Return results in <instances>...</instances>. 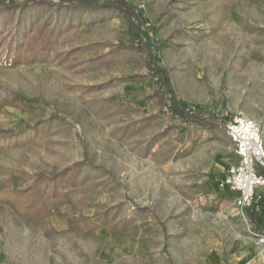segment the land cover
<instances>
[{
	"label": "rangeland",
	"instance_id": "rangeland-1",
	"mask_svg": "<svg viewBox=\"0 0 264 264\" xmlns=\"http://www.w3.org/2000/svg\"><path fill=\"white\" fill-rule=\"evenodd\" d=\"M122 2L0 7V264H264V188L222 184L226 121L264 141V0Z\"/></svg>",
	"mask_w": 264,
	"mask_h": 264
},
{
	"label": "built area",
	"instance_id": "built-area-1",
	"mask_svg": "<svg viewBox=\"0 0 264 264\" xmlns=\"http://www.w3.org/2000/svg\"><path fill=\"white\" fill-rule=\"evenodd\" d=\"M224 131L233 145L235 159L228 165L222 184L233 195L235 211L245 216L257 191L264 188L262 132L255 120L241 114L232 115L224 124ZM258 242L264 244V237Z\"/></svg>",
	"mask_w": 264,
	"mask_h": 264
},
{
	"label": "trees",
	"instance_id": "trees-1",
	"mask_svg": "<svg viewBox=\"0 0 264 264\" xmlns=\"http://www.w3.org/2000/svg\"><path fill=\"white\" fill-rule=\"evenodd\" d=\"M29 1H32L34 4H45V5H51L53 7H78L81 4L87 8H115L121 13H126L127 12V6L122 2V0H56V1H49V0H28V1H22V2H17L16 0H0V7L2 9H14L18 7H23L26 6ZM129 10V9H128ZM145 45L142 46V51H147L145 49ZM150 59L152 57L150 56ZM171 103L174 107V110L176 112V115L180 118H182L184 124L188 123H196V124H206L209 125V122H205L202 119H200L195 113H192L191 115H186L182 110H180L174 101L173 95H171ZM264 174V171L262 172ZM260 202L256 201L253 203L252 208L250 210V221L258 225L259 221H264V216H260V208L258 207Z\"/></svg>",
	"mask_w": 264,
	"mask_h": 264
},
{
	"label": "crops",
	"instance_id": "crops-1",
	"mask_svg": "<svg viewBox=\"0 0 264 264\" xmlns=\"http://www.w3.org/2000/svg\"><path fill=\"white\" fill-rule=\"evenodd\" d=\"M260 215H264V207L262 206L261 209H260ZM264 225V221H259V224L256 225L257 227L261 226V225ZM246 263V262H245Z\"/></svg>",
	"mask_w": 264,
	"mask_h": 264
},
{
	"label": "bare ground",
	"instance_id": "bare-ground-1",
	"mask_svg": "<svg viewBox=\"0 0 264 264\" xmlns=\"http://www.w3.org/2000/svg\"><path fill=\"white\" fill-rule=\"evenodd\" d=\"M244 115V114H243ZM245 116V115H244Z\"/></svg>",
	"mask_w": 264,
	"mask_h": 264
}]
</instances>
